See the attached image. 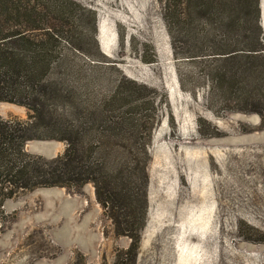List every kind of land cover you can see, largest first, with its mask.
<instances>
[{"label":"rangeland","instance_id":"374dc122","mask_svg":"<svg viewBox=\"0 0 264 264\" xmlns=\"http://www.w3.org/2000/svg\"><path fill=\"white\" fill-rule=\"evenodd\" d=\"M71 1L70 18L45 24L6 14L0 0V39L53 35L55 24L66 35L56 50L77 63L88 60L84 54L99 60L102 68L87 76L99 87L90 93L92 105L102 106V120L121 123L110 132L120 152L140 151L142 158L147 149L146 221L131 251V239L115 235L90 183L11 198L0 192V264H264V118L239 111L257 102L238 101L210 82L218 66L239 69L241 61H215L199 44L192 48L198 57H176L183 51L172 44L159 0ZM259 27L264 42V0ZM244 82L264 106V69L255 85L250 72ZM0 119L23 123L29 112L0 102ZM36 122L32 135L47 136L46 123ZM107 122L93 126L103 131ZM65 149L40 139L23 147L45 161Z\"/></svg>","mask_w":264,"mask_h":264},{"label":"trees","instance_id":"16d2710c","mask_svg":"<svg viewBox=\"0 0 264 264\" xmlns=\"http://www.w3.org/2000/svg\"><path fill=\"white\" fill-rule=\"evenodd\" d=\"M1 1H5L6 14L24 16L28 22L38 18L45 24L50 19L61 22L70 18L68 10L74 5L71 0H41L33 5L31 0ZM159 1L172 44L183 51L175 56L198 57L192 48L199 44L203 51L211 50L215 61H241L239 69H214L211 85H219L222 94L229 93L238 101L257 102L255 107L239 111L264 118L260 97L244 86L249 72L254 84L264 69L255 63H264L259 0ZM49 29L53 35L17 34L0 39V102L24 106L29 112V120L23 123L0 119V192L11 198L20 190L77 189L90 183L115 235L131 239L134 251L148 209L147 149L141 150L140 158V151L122 153L116 148L118 135L110 132L121 128V123L102 120V106L94 107L90 99V93L98 92L99 87L87 76L102 64L84 53L88 60L77 63L70 53L56 50L66 35H60L55 24ZM91 40L96 43L95 37ZM36 120L46 123L47 136L32 135L39 127ZM101 121H108L107 128L96 131L93 125L101 127ZM33 139L64 142L65 152L49 161L32 157L23 147Z\"/></svg>","mask_w":264,"mask_h":264}]
</instances>
